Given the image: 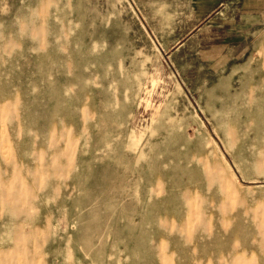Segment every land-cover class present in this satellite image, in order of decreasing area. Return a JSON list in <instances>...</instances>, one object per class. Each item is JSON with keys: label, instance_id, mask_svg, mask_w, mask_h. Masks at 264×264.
Masks as SVG:
<instances>
[{"label": "rangeland", "instance_id": "obj_1", "mask_svg": "<svg viewBox=\"0 0 264 264\" xmlns=\"http://www.w3.org/2000/svg\"><path fill=\"white\" fill-rule=\"evenodd\" d=\"M193 1L0 0V264H264V21Z\"/></svg>", "mask_w": 264, "mask_h": 264}, {"label": "crops", "instance_id": "obj_2", "mask_svg": "<svg viewBox=\"0 0 264 264\" xmlns=\"http://www.w3.org/2000/svg\"><path fill=\"white\" fill-rule=\"evenodd\" d=\"M196 16L207 29H224L230 38H247L248 32L264 21V0H195ZM225 7V13L218 9ZM226 14L225 16H222ZM203 28H200L202 30ZM227 47L226 43L209 45L205 53ZM219 50V51H220Z\"/></svg>", "mask_w": 264, "mask_h": 264}]
</instances>
